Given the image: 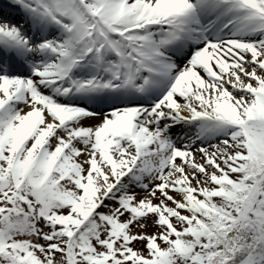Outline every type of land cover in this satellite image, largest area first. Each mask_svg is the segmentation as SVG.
Masks as SVG:
<instances>
[{"label":"snow or ice","instance_id":"1","mask_svg":"<svg viewBox=\"0 0 264 264\" xmlns=\"http://www.w3.org/2000/svg\"><path fill=\"white\" fill-rule=\"evenodd\" d=\"M0 264H264V0H0Z\"/></svg>","mask_w":264,"mask_h":264}]
</instances>
